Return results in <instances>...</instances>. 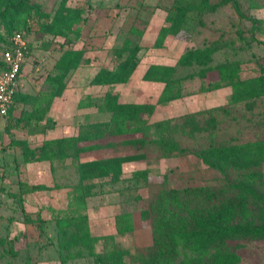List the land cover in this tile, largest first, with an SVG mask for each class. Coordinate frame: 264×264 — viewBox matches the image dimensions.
<instances>
[{"label": "rangeland", "instance_id": "374dc122", "mask_svg": "<svg viewBox=\"0 0 264 264\" xmlns=\"http://www.w3.org/2000/svg\"><path fill=\"white\" fill-rule=\"evenodd\" d=\"M23 1L38 5L46 14H52L60 2ZM174 2L89 0L87 20L81 24L79 38L72 46L82 48L87 61L70 73L62 95L51 103L46 116L52 127L42 133V122L38 125L34 119L30 122L24 120L37 106H46L41 99L37 104L19 105L11 117L0 119V264H98L86 249L79 257H65L58 243L55 218L71 213L73 187L78 181L75 165L70 159L34 161L25 159L22 154L25 146L34 148L46 138L72 136L77 134L79 123L107 117V114L96 113L92 107L81 106L80 103L86 102L85 95L97 96L110 89L120 94L121 101L155 102L162 84L143 80L144 70L152 63L174 64L186 48L215 47L212 65L234 61L241 78L259 75L264 69V0H209L220 3L219 8L203 15L190 11L185 27L188 37H168L163 49H155L152 47L155 29L162 24ZM69 4L84 5L85 0H69ZM30 24L31 31L25 37L31 52L24 62L19 83L22 92L38 95L49 89L45 77L53 71L54 62L67 45L62 46V39L43 33L36 17L30 20ZM130 28L143 31V36L135 39L140 40V63L129 81L112 86L89 85V80L101 65L112 64L111 47L120 46L126 37H132ZM98 46L104 48L99 49ZM198 70V66L177 68L176 75L184 77L182 87L185 96L157 105L151 120H177L186 113L223 105L227 112L219 110L214 113L217 140L240 142L264 138V96L250 108L244 103L227 105L230 87L202 91L214 75L204 79L196 74ZM192 74L193 77L188 78ZM201 120L204 122L205 117ZM6 124H12L14 128L6 132ZM206 136L207 132L191 137L178 135L176 138L187 150L166 158H160L152 144L141 152L134 146H126L108 154L137 158L123 163L122 174L117 181L111 183L108 178L95 181L97 185L93 194L86 199L85 209L79 212L87 214L91 233L114 234L118 248L130 251L148 249L152 244L149 204L161 188L227 182L224 173L208 167L196 154V150L205 145ZM260 169L263 178L260 188L264 190V163ZM23 183L44 184L49 189L27 192L20 202L17 194ZM120 213L130 214L132 232L116 233L114 217ZM38 216L43 219V233L36 227ZM240 254L247 264H264V240L249 241ZM181 256L186 259L189 254L181 249Z\"/></svg>", "mask_w": 264, "mask_h": 264}, {"label": "trees", "instance_id": "16d2710c", "mask_svg": "<svg viewBox=\"0 0 264 264\" xmlns=\"http://www.w3.org/2000/svg\"><path fill=\"white\" fill-rule=\"evenodd\" d=\"M219 6L220 3L209 0H175L156 30L152 47L163 49L168 37L186 35L190 11L203 15L215 12ZM89 7V0H85L84 5L75 6L70 5L69 0H60L54 12L46 14L38 5L32 6L23 0H0V51L9 48V39L15 32L26 36L31 31L30 20L34 17L43 33L62 39L61 45H67L54 62L53 71L45 77L49 89L38 95L19 89L5 118L11 117L19 105L37 104L41 99L46 106H37L24 120L30 122L34 119L38 125L42 122V133L52 127L46 116L51 103L62 95L70 73L87 61L84 50L72 46L79 38L81 24L87 20ZM129 34L132 37H126L120 46L111 47L112 64L101 65L89 80V85L112 86L129 81L140 63V40L135 39H141L143 31L130 28ZM30 50L28 43L26 57ZM215 51L213 46L186 48L174 64L148 65L142 79L162 84L155 102L121 101L119 93L112 90L97 96L85 95L86 102L80 105L92 107L96 113L107 114V117L81 122L77 134L72 136L46 138L34 148L24 147L22 154L27 160L53 162L70 159L78 173L72 192L73 202H70L71 213L55 218L58 243L65 257H79L86 249L98 264H247L241 250L249 241L264 240V190L260 188L264 138L240 142L217 140L214 113L219 110L227 112L223 105L186 113L177 120H151L157 105L185 96L182 87L184 77L176 75L179 67L198 66L200 70L196 74L204 79L214 75L202 91L230 87L227 105L244 103L250 108L264 96V69L259 75L241 78L234 61L212 65ZM192 77L193 74L188 75V78ZM201 117H205L204 122ZM13 128L12 124H6L4 130L9 132ZM201 132H207L206 143L196 150V154L208 167L224 173L227 182L161 188L149 204L152 244L145 251L116 247L114 234L91 233L87 214L79 212L85 209L86 199L93 194L97 185L95 181L103 178H108L111 183L117 181L122 174L123 163L137 158L99 155L114 153L126 146H134L141 152L152 144L158 156L166 158L187 150L176 138L178 135L191 137ZM87 155L89 159H85ZM92 155L97 158H90ZM47 189L44 184L23 183L17 196L22 202L25 193ZM114 221L117 234L133 231L129 213L116 215ZM36 227L40 233L44 232L43 219L39 216ZM181 249L187 251L188 258H182Z\"/></svg>", "mask_w": 264, "mask_h": 264}, {"label": "built area", "instance_id": "2783aa9c", "mask_svg": "<svg viewBox=\"0 0 264 264\" xmlns=\"http://www.w3.org/2000/svg\"><path fill=\"white\" fill-rule=\"evenodd\" d=\"M9 43V48L0 51V119L7 117L14 104L28 53L27 39L22 32H15Z\"/></svg>", "mask_w": 264, "mask_h": 264}, {"label": "crops", "instance_id": "0c3cea01", "mask_svg": "<svg viewBox=\"0 0 264 264\" xmlns=\"http://www.w3.org/2000/svg\"><path fill=\"white\" fill-rule=\"evenodd\" d=\"M160 25H161V24H160ZM158 27H159V26H158ZM156 30H157V29H155V33H156ZM145 34H146V33H145ZM104 42H105V40H104ZM102 45H103V44H102ZM108 47H109V46H108ZM89 48H91V47H89ZM95 48H96V47H95ZM98 48H99V49H103L104 47H103V46H102V47H99V46H98ZM97 70H98V69H97ZM97 70H96V71H97ZM132 75H133V74H132ZM20 86H21V85H20ZM19 89L21 90L20 87H19ZM108 90H110V89H108ZM160 90H161V89H160ZM21 91H22V90H21ZM114 92H115V91H114ZM117 93H118V92H117ZM158 94H159V93H158ZM158 94H157V96H158ZM98 95H99V94H98ZM119 95H120V94H119ZM157 96H156V98H157ZM79 124H80V123H79ZM111 153H112V152L103 153V154H101V156H102V155L110 156V155H108V154H111ZM101 156L99 155L98 157H101ZM86 157H87V158H85V159H89V156H88V155H87ZM94 157H96V156L92 155L90 158H94ZM102 157H104V156H102ZM96 158H97V157H96Z\"/></svg>", "mask_w": 264, "mask_h": 264}]
</instances>
